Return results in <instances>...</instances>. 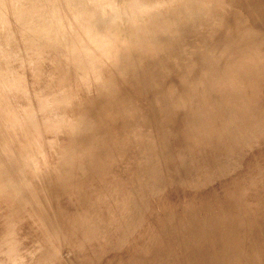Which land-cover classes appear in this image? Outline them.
Segmentation results:
<instances>
[{
    "label": "rangeland",
    "instance_id": "rangeland-1",
    "mask_svg": "<svg viewBox=\"0 0 264 264\" xmlns=\"http://www.w3.org/2000/svg\"><path fill=\"white\" fill-rule=\"evenodd\" d=\"M253 255L264 0H0V264Z\"/></svg>",
    "mask_w": 264,
    "mask_h": 264
},
{
    "label": "bare ground",
    "instance_id": "bare-ground-1",
    "mask_svg": "<svg viewBox=\"0 0 264 264\" xmlns=\"http://www.w3.org/2000/svg\"><path fill=\"white\" fill-rule=\"evenodd\" d=\"M222 26H223V25H222ZM225 26H226V25H225ZM226 30H227V29H226ZM226 37H227V36H226ZM213 38H214V37H213ZM224 38H225V37H224ZM257 38H258V37H257ZM228 41H229V40H228ZM227 43H228V42H227ZM254 44H255V43H254ZM260 44H261V42H260ZM209 50H210V49H209ZM228 51H229V50H228ZM94 58H95V57H94ZM98 68H99V67H98ZM102 68H103V67H102ZM217 110H218V109H217ZM220 118H221V117H220ZM156 191H157V190H156ZM204 198H205V197H204ZM260 198H261V197H260ZM262 199H263V198H262ZM205 200H206V199H205ZM260 200H261V199H260ZM202 202H204V201H202ZM256 203H257V202H256ZM257 205H258V204H257ZM258 219H259V218H258ZM262 220H263V219H262ZM243 222H244V221H243ZM233 223H234V222H233ZM243 225H244V224H243ZM233 226H234V225H233ZM239 226H240V225H239ZM258 228H259V227H258ZM248 232H249V231H248ZM247 235H248V234H247ZM223 237H224V236H223ZM238 238H240V237H238ZM238 238H237V239H238ZM244 238H245V237H244ZM252 239H253V238H252ZM244 240H245V239H244ZM250 240H251V239H250ZM230 242H231V241H230ZM240 242H242V240H241ZM245 242H246V241H244V244H245V245H244L243 247L246 246V243H245ZM233 243H234V242H233ZM235 243H238V241L235 242ZM247 243H249V242H247ZM250 243H251V242H250ZM250 243H249V244H250ZM249 244H247V246H248ZM231 245H232V243H231ZM238 245H239V244H238ZM238 245H237V246H238ZM250 245H251V244H250ZM251 246H252V245H251ZM251 246H250V247H251ZM238 247H239V246H238ZM243 247H241V248L243 249ZM250 247H249V248H250ZM234 249H235V248H234ZM236 249H237V248H236ZM239 249H240V248H239ZM252 249H253V248H252ZM240 250H241V249H240ZM246 250H248V249H246ZM258 250H260V249H258ZM231 251H232V250H231ZM244 251H245V250H244ZM244 251H242V252H244ZM242 252H240V253H242ZM255 252H257V250H256ZM247 253H248V251H247ZM251 253H252V252H251ZM237 254H238V253H237ZM243 254H244V256H246L245 258L243 257L244 260L247 259L248 255H245L246 252H244ZM243 254H242V255H243ZM254 254H255V253H254ZM242 255H240V259L242 258V257H241ZM250 255H251V254H250ZM230 256H231V255H230ZM259 256H260V255H259ZM237 257H238V256H237ZM251 257H252V255H251ZM251 257H250V258H251ZM253 257H254V255H253ZM256 257H258V256L255 255L254 259H253V258H252V259H253V260H257V259L259 258V257H258V258L256 259ZM260 257H262V256H260ZM243 258L241 259V261L243 260ZM236 259H237V258H236ZM263 259H264V258H263ZM249 260H250V259H249ZM253 260H252V261H253ZM218 261H219V259H218ZM245 261H246V260H245ZM254 262H255V261H254ZM258 262H259V264H260V262H261L262 264H264V263H263L264 260H263V262H262L261 258L258 259ZM204 263H205V262H204ZM237 263H238V262H237ZM246 263H250V261L247 260ZM241 264H242V263H241ZM243 264H244V263H243ZM250 264H251V263H250ZM252 264H253V263H252ZM254 264H255V263H254Z\"/></svg>",
    "mask_w": 264,
    "mask_h": 264
}]
</instances>
